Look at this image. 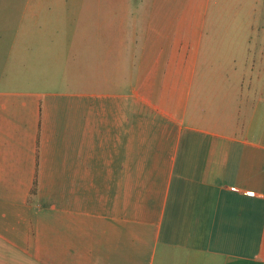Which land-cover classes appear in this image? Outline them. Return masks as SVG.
<instances>
[{"label":"crops","instance_id":"1","mask_svg":"<svg viewBox=\"0 0 264 264\" xmlns=\"http://www.w3.org/2000/svg\"><path fill=\"white\" fill-rule=\"evenodd\" d=\"M76 1L0 24V264H264L260 0Z\"/></svg>","mask_w":264,"mask_h":264},{"label":"rangeland","instance_id":"2","mask_svg":"<svg viewBox=\"0 0 264 264\" xmlns=\"http://www.w3.org/2000/svg\"><path fill=\"white\" fill-rule=\"evenodd\" d=\"M76 0H0V24H27L29 15L37 13L39 23H51L55 15H63L65 19H70L72 16L73 6ZM264 0L257 2L258 22L264 21ZM259 11H261L259 13ZM11 12L14 17H7ZM25 13L26 17L22 15ZM40 15H42L40 17ZM46 15H51L49 18ZM45 17V19H44ZM248 82V81H247Z\"/></svg>","mask_w":264,"mask_h":264},{"label":"trees","instance_id":"3","mask_svg":"<svg viewBox=\"0 0 264 264\" xmlns=\"http://www.w3.org/2000/svg\"><path fill=\"white\" fill-rule=\"evenodd\" d=\"M35 190H36V178H35V180H34V183H33L32 188H31V193H34Z\"/></svg>","mask_w":264,"mask_h":264}]
</instances>
